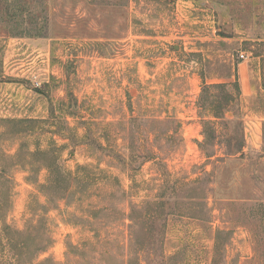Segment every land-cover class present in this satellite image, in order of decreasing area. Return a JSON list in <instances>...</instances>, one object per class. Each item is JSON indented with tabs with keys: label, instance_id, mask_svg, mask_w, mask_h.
Returning <instances> with one entry per match:
<instances>
[{
	"label": "rangeland",
	"instance_id": "374dc122",
	"mask_svg": "<svg viewBox=\"0 0 264 264\" xmlns=\"http://www.w3.org/2000/svg\"><path fill=\"white\" fill-rule=\"evenodd\" d=\"M0 169V264H264V0H0Z\"/></svg>",
	"mask_w": 264,
	"mask_h": 264
},
{
	"label": "trees",
	"instance_id": "16d2710c",
	"mask_svg": "<svg viewBox=\"0 0 264 264\" xmlns=\"http://www.w3.org/2000/svg\"><path fill=\"white\" fill-rule=\"evenodd\" d=\"M211 85L212 84L208 86L210 87ZM214 86L221 87L222 85H219V84L212 85V87ZM54 152H56V150L39 152L40 154L44 156H49L50 158L49 162L51 163H46L43 166H45V168L49 172L47 183H48L49 191L52 192V196H53L52 197L53 199H51L52 201L54 200L55 196H59L61 193L68 191L71 188V182L77 179L79 180L77 175L72 174V172L69 170H63L59 166L57 162V158L55 156L56 153L54 155ZM0 172L2 173V175H0L3 181L2 184H8V187H9L10 185L9 176L5 173V171H3V169H0ZM187 184L188 183H183L182 186H185ZM179 191H183V190L179 189ZM177 203H178L177 196L174 197V202L171 204L170 197H167L164 191H160L156 194L154 199L148 200L144 202L142 205L131 207V212L127 215V217H129L130 220H134V226L141 227L142 232L144 233L146 239L149 238V240L145 239L144 241L143 239L142 240L135 239L136 236L134 237L135 244H137L141 250L142 248H151V246L156 241H158L159 243L161 242L162 237L164 236V232H165V222L161 223L162 229L158 230L153 227V224L149 225L146 222H144L142 223L144 225H141L140 219L147 218V220L149 219L152 222V220L154 219L158 220L160 218H163L171 214H179L182 211ZM156 231H158L157 236L156 235L154 236V232ZM138 255L136 256V259L139 256H141V255L139 256Z\"/></svg>",
	"mask_w": 264,
	"mask_h": 264
},
{
	"label": "built area",
	"instance_id": "2783aa9c",
	"mask_svg": "<svg viewBox=\"0 0 264 264\" xmlns=\"http://www.w3.org/2000/svg\"><path fill=\"white\" fill-rule=\"evenodd\" d=\"M241 57H243V56L241 55Z\"/></svg>",
	"mask_w": 264,
	"mask_h": 264
}]
</instances>
